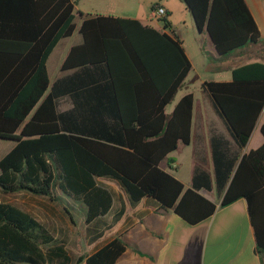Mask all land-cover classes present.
I'll use <instances>...</instances> for the list:
<instances>
[{
  "label": "trees",
  "instance_id": "1",
  "mask_svg": "<svg viewBox=\"0 0 264 264\" xmlns=\"http://www.w3.org/2000/svg\"><path fill=\"white\" fill-rule=\"evenodd\" d=\"M182 1L219 57L261 41L245 0ZM168 14L156 28L135 18L84 15L74 0H0V138L17 141L0 159V264H115L126 247L119 236L74 256L65 239L1 197L25 192L57 201L60 192L82 202L91 222L113 203L103 180L117 184L131 205L151 198L191 225L216 210L199 189H214L219 206L244 198L256 251L264 253V124L262 143L242 153L264 107V62L234 66L230 80L203 81L230 139L210 136L213 176L195 166L185 187L160 167L179 143H190L194 103L188 92L165 112L192 69ZM76 15L82 41L50 85L47 57L72 35ZM64 96L72 107L59 112Z\"/></svg>",
  "mask_w": 264,
  "mask_h": 264
},
{
  "label": "crops",
  "instance_id": "2",
  "mask_svg": "<svg viewBox=\"0 0 264 264\" xmlns=\"http://www.w3.org/2000/svg\"><path fill=\"white\" fill-rule=\"evenodd\" d=\"M142 1H144V4L158 3V5L164 7L169 15L173 11L171 3L175 2L173 0ZM245 2L258 26L261 34V41L257 44H249L242 49L235 50L227 56L234 57L232 61L233 63L244 64L256 60L264 62V0H245ZM112 5L113 7L105 8V10H93L92 12L83 13L84 15L88 16L101 14L115 17L135 18L156 28L161 27V25H156L153 23V21L148 20L147 17L144 18L142 14H140L139 8L137 7L131 8L125 3H112ZM149 16L152 17L151 12L149 13ZM168 20L171 22L175 32L180 34L182 45L192 64L188 50L185 47V40L183 38L181 29L176 23L169 19V16ZM80 22L81 17L79 16V22L77 23L75 21L76 29L72 33L73 35L75 32H77V40L76 42H70L65 46L62 60L58 65L60 71L53 80H50L49 78L47 68V60L49 56L47 57L46 68L50 85L64 73L61 71L60 66L69 49L73 45L79 44L82 41V37L78 32ZM72 35L65 38H69ZM209 44L214 58L217 62L221 63L220 60H222V58L217 55L210 40ZM234 66L235 65L230 68H224V65H221L220 67L228 69L231 78V69ZM188 76L189 75L186 76L184 82H187ZM95 97H100V93H98V91L95 92ZM176 102L169 110L168 105L171 102L166 106V114H169L173 110ZM95 103L97 106L98 103L96 99ZM71 107L72 102L69 97L64 96L58 100L57 110L59 112L67 110ZM261 124H264V107L258 116V120L254 126V129L252 130L247 144L242 149V153L247 152L250 149L257 148L262 143L263 137L259 130ZM213 133L221 134L225 138L230 139L222 121L215 114V112L213 113L212 117H208L206 114L203 115L202 109H200L196 122H194V115L192 111L190 143L192 141L194 142L197 155L198 147L203 145L202 147H204L205 153L207 150L206 147H208L211 159L210 136ZM0 141L10 142V146L4 148L3 154H0L1 159L13 148L17 141L12 139H0ZM183 146L187 145L179 143L177 148L174 151L168 153L166 158L160 162V167L173 174L176 178H178L176 174L178 170V162L172 159L171 156L175 151ZM169 159L173 160V162L170 164L167 162ZM194 160L199 161L200 156L198 155L196 158H194ZM202 169H205L210 173L211 176H213V165L211 169ZM193 170L194 168L192 169L191 177ZM191 177L189 184H185L179 178L178 179L184 184L185 187H190ZM102 182L111 191L113 195V203L108 213L91 222L85 221L84 205L82 206L83 215L81 218L73 219L72 212H66L64 203L71 205V202L74 203L75 201L67 199L63 195L62 198H65L66 201L60 197L57 201H50L47 198V201L52 202V205H50V207L47 205L46 209H50V211L56 209L63 216L67 215L68 219L76 230L72 239L73 248H71V250L73 252L69 251L72 255H89L108 243L113 238L119 236L126 244V247L122 254L117 258L115 264H264V253H258L255 248L253 229L249 221L247 203L244 198H239L226 206H219L220 197L216 195L214 189L211 191H207L203 188L199 189L198 192L200 194L204 195L216 204V210L209 218L197 224L191 225L177 216L172 209L160 208L158 203L151 198H143L136 204L131 205L126 198V195L120 190L117 184L107 180H103ZM16 193L37 196L25 192ZM114 193L119 195L118 200H115ZM32 216L36 218L41 224H43L42 219H38L34 215ZM43 225L45 226V224ZM45 227L51 232L47 226ZM57 239H65L66 247L69 249V238L66 235H63V238Z\"/></svg>",
  "mask_w": 264,
  "mask_h": 264
},
{
  "label": "rangeland",
  "instance_id": "3",
  "mask_svg": "<svg viewBox=\"0 0 264 264\" xmlns=\"http://www.w3.org/2000/svg\"><path fill=\"white\" fill-rule=\"evenodd\" d=\"M77 8L82 12H92L93 10H105V8L113 7L112 3H125L129 7L139 8L140 14L144 18L153 21L156 25L159 24L162 26L161 17H150L149 13L151 12V4H144L142 0H74ZM175 2L171 3L173 8L172 13L169 16V19L176 23L181 29L183 38L185 40V47L188 50L190 58L192 60L193 69L188 74L187 82L181 85L178 89L171 103L168 105V110L174 105V103L184 94L192 92L194 96V107L193 115L194 122H196L199 110L202 109L203 115L206 114L208 117H212L213 109L210 106L209 100L206 94L203 91L202 83L205 80H228L230 79V73L228 69L233 65H238L240 63H233V56L220 57L222 58L221 63L217 62L213 56L212 49L210 48L209 38L204 32L199 33L196 30L192 16L190 12L185 8L184 2L181 0H173ZM163 17V16H162ZM75 21L79 22V16L76 15ZM77 32H75L71 37L61 39L56 47L53 49L49 58L47 60V68L49 73L50 80H53L59 73V67L65 46L70 42H76ZM224 59V60H223ZM224 61V64H223ZM224 65V68L220 66ZM220 68V69H219ZM227 134V133H226ZM228 135V134H227ZM10 146V142H1L0 141V154H3V149ZM203 145L198 147V155L200 160H194L198 155L196 153V147L192 141L189 145L183 146L175 151L171 158L178 162V170L176 172L178 178L185 184H189L192 169L195 166L201 168H212V161L210 159L208 147L206 153L204 152ZM58 195L64 201L65 198H62V194L58 192ZM115 200H118L119 195L114 193ZM219 196L218 194H216ZM3 200L12 202L13 204L21 207L22 209L28 211L38 219H42L43 224L47 226L51 232L57 238H63V235H66L69 238L68 250L73 252V235H75V228L68 219V216H63L59 213L58 210H47L46 206L52 205V202H48L45 197L38 196H29L22 193H14L10 195H2ZM72 204L64 203L66 207V212H72L73 219H80L83 215L82 202L75 201ZM65 217V218H63ZM48 220V221H47Z\"/></svg>",
  "mask_w": 264,
  "mask_h": 264
},
{
  "label": "built area",
  "instance_id": "4",
  "mask_svg": "<svg viewBox=\"0 0 264 264\" xmlns=\"http://www.w3.org/2000/svg\"><path fill=\"white\" fill-rule=\"evenodd\" d=\"M166 14V10L164 9L163 6L161 5H156L152 10H151V15L152 17H162Z\"/></svg>",
  "mask_w": 264,
  "mask_h": 264
},
{
  "label": "water",
  "instance_id": "5",
  "mask_svg": "<svg viewBox=\"0 0 264 264\" xmlns=\"http://www.w3.org/2000/svg\"><path fill=\"white\" fill-rule=\"evenodd\" d=\"M1 139V138H0Z\"/></svg>",
  "mask_w": 264,
  "mask_h": 264
}]
</instances>
